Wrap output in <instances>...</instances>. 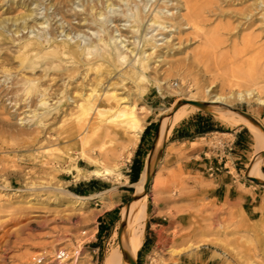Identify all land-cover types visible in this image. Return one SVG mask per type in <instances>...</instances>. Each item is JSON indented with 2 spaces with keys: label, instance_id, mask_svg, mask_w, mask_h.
Returning a JSON list of instances; mask_svg holds the SVG:
<instances>
[{
  "label": "bare ground",
  "instance_id": "obj_1",
  "mask_svg": "<svg viewBox=\"0 0 264 264\" xmlns=\"http://www.w3.org/2000/svg\"><path fill=\"white\" fill-rule=\"evenodd\" d=\"M149 1L0 0L1 11L6 10L7 13L14 7L25 10L13 18H0V79L4 77L8 80L15 75L13 83L16 85L11 90H0V108L5 111L9 109L4 98L10 97L7 101H10L15 112L8 113V118L17 117L22 122L20 125L31 124L34 127L21 129L19 136L25 142L40 146L45 144L34 156V161L41 165L40 169L54 168L67 160L73 162L74 153L78 152L82 160L96 167L89 171L90 175L105 180L116 178L117 182L121 180V167L133 157L151 114L150 109L145 107L142 109L146 112H140L139 103L144 102L153 89L163 95L166 85V79L153 75L152 62L165 58L167 54L162 55L157 37L163 35L167 39L166 33L172 32L168 31L171 27L180 30L187 25L198 31L205 23L204 7H196L192 1L183 6L186 13L176 18H169L171 13L166 10L167 6L152 9ZM81 2L82 5L79 4ZM260 5H264V0L258 3ZM43 6L46 13L39 17ZM249 15L245 19H249ZM57 16L61 17L60 26L57 22L52 24ZM121 23H124L123 28ZM164 30L165 34H154ZM206 41V55L211 54L214 62L219 64L225 56L218 54L220 49L217 40L210 39L208 42L207 38ZM170 46H167L168 51ZM263 51L264 48L252 45L242 52L245 56L252 54L245 59L244 66L242 63L229 65L233 77L243 79L248 85L246 89L234 91L232 87L229 92L219 94L197 86L196 94H186L172 108H161L162 118L154 153L161 149L185 119L202 109L215 115L230 130L244 126L251 132L255 152L246 176L260 181L264 186V125L244 112L254 122L249 120L235 106L236 102L256 104L258 108H253L255 113L264 109V63L260 56ZM167 89L174 94L186 92L172 91L171 86ZM195 103L205 104V107L201 108ZM8 125L7 121L0 118V154H10L8 147L11 146V140L2 135V132L7 131L4 127ZM57 143L67 145L52 149ZM87 143L93 145L90 150H87ZM79 146L81 149L77 148ZM18 167L10 158L5 163L0 160V178L4 174L16 175ZM155 167L156 158L154 163L149 161L138 182L129 183V187L135 190L134 194L145 191L148 176L154 184L153 189L156 188ZM65 172L82 175V169L77 163ZM7 186L0 183V188L12 191ZM117 192L116 187L90 197L70 192L64 198L73 205H84L89 200L100 198L107 204L105 208L111 209L117 203ZM226 204L227 221H234V209L229 205V198ZM213 212L212 217L218 219L219 210L213 209ZM147 215L146 195L134 200L129 209L128 206L123 207L121 219L125 228L121 236L119 229L122 223L115 231L113 237L117 238V245L108 250L104 264H125V261L129 264L126 257L137 262L143 247ZM218 228L226 229L223 222L218 224ZM197 231L181 235L175 232L160 235L158 245L162 249V256H169L168 261L163 259V263H177L179 258L187 255L190 248L197 247V238L205 234V231ZM206 232L207 235L219 233L212 225L208 226ZM54 256L49 264H80L84 260L80 249L62 248L56 250ZM237 256L239 264H264L256 261L259 257L256 249L248 248L245 254L239 253ZM44 260L41 256L35 257L34 264Z\"/></svg>",
  "mask_w": 264,
  "mask_h": 264
},
{
  "label": "rangeland",
  "instance_id": "obj_2",
  "mask_svg": "<svg viewBox=\"0 0 264 264\" xmlns=\"http://www.w3.org/2000/svg\"><path fill=\"white\" fill-rule=\"evenodd\" d=\"M188 1H192L196 7H204L205 23L198 31L185 25L180 30L168 28V31L172 30L170 33H166V30L154 33H166L167 39L163 35L157 39L160 40L158 44L162 55L167 54L165 58L152 62L153 75H160L167 81H164L166 85L163 95L153 89L144 102L139 103L140 112H146L142 107L151 111L147 126L150 123L155 125V130L143 147V170L150 160L154 163L158 153L161 154V159L153 168L157 177L156 188L153 189L152 183L146 193L148 215L143 247L146 241L148 245L140 250L137 264H165L163 259L168 261L169 256H162V249L158 245L160 235L169 232L181 235L195 232L196 229L197 232L205 231L204 235L197 238V247L190 248L187 255L179 258L177 263L169 261L167 264H239L237 254H245L248 248L256 249L259 256L256 261L264 263V187L246 176L255 152L253 135L246 127L230 130L215 115L200 109L177 128L199 116H209L221 133L203 136L205 139L196 136L198 138H192L196 139L193 144L180 145L173 144L172 137L176 128L151 159L162 118L161 108H172L186 94H196L197 86L219 94L229 92L232 87L234 91L246 89L248 85L243 79L233 77L229 65L242 63L244 66L245 59L252 54L245 56L242 52L252 45L264 48V5L258 6L262 0H150L149 4L152 9L167 6L166 10L171 13L169 18H176L186 13L183 6ZM79 4L82 5V2ZM5 11L0 10V18H13L25 12L17 7L7 13ZM52 12L53 8L49 13ZM40 13L39 17L45 15V6ZM247 14H250L249 19H245ZM55 22L62 25L61 17L57 16L52 24ZM123 25L121 23L122 28ZM207 38L208 42L210 39L217 40L220 49L218 54L225 56L219 64L214 62L211 54L206 55ZM169 45L170 51L167 47ZM260 56L264 63V51ZM14 76L8 80L2 77L0 90L16 87L13 83ZM168 86H171L172 91L186 92L174 94L167 89ZM196 97L199 98V95ZM8 98L10 97H5L4 101L9 109L5 111L0 108V118L9 123L4 127L7 131L2 132V135L11 140V146L8 147L10 154H0V160L5 163L10 158L19 167L16 175L4 174L0 178L2 186L8 184V190L12 189L5 191L0 188V264H34V258L39 256L45 260L37 264H49L54 260L56 250L62 248L80 249L84 257L80 264H104L108 250L117 245V238L113 235L122 223V209L135 193V190H129V174L137 148L130 162L121 167L122 178L118 182L116 178L105 180L90 175L89 171L96 167L82 160L78 152L74 153L73 162L67 160L54 168L40 169L41 165L34 161V156L45 144L40 146L25 142L19 136L21 129L34 127L31 124L20 125L22 122L17 117L8 118V113L15 112L10 101H7ZM235 106L264 125V109L255 113L253 108H258L256 104L236 102ZM23 111L25 110L21 112ZM24 116L25 114L22 117ZM55 145L52 149L67 144ZM86 145L87 150L93 146L92 143ZM77 148L81 149V146ZM215 150L220 154L217 161L213 157ZM24 160L30 164H26ZM75 163L82 169L81 176L77 172H65ZM211 167L214 170L218 168V171L215 170L220 176L218 179L217 176H210L213 173ZM90 181H99L106 185V189L118 188L114 207L106 209L107 204L100 198L89 200L84 205L67 203L64 197L68 193ZM229 190L231 196L224 198L225 191ZM92 195L95 194L87 193L84 196ZM31 198L33 199L30 200ZM227 198L234 209V221H227ZM213 209L219 210L218 219L212 217ZM109 210L112 213L108 214ZM221 210L224 211L221 213ZM207 218L211 219L207 221ZM220 222L224 223L225 230L218 228ZM209 225L219 233L207 235Z\"/></svg>",
  "mask_w": 264,
  "mask_h": 264
},
{
  "label": "trees",
  "instance_id": "obj_3",
  "mask_svg": "<svg viewBox=\"0 0 264 264\" xmlns=\"http://www.w3.org/2000/svg\"><path fill=\"white\" fill-rule=\"evenodd\" d=\"M195 128H194V134L193 135H198V136H203L207 133L213 132V131H221L219 128H215L216 125H214L212 123V119L208 116V117H203V116H199L197 117V119H195ZM155 130V125L152 124L151 126H149L145 132L144 135L142 137V143L139 147V149L137 150L136 154H135V158L131 167V172L129 174L130 177V182L131 183H136L139 181L140 176L143 172V168H144V164H143V154H142V145L144 144V141L146 140V138L149 136V134L151 133V131ZM157 132V130H156ZM194 138V136H190V135H186L184 134V136H178L177 138L181 139V138ZM263 172H264V168H263ZM106 189V185L102 184L99 181H90L89 183H83L80 184L79 186H77V188H75L73 190L74 193H76L77 195L80 196H84L87 193H99L102 192ZM131 192H134V190L132 188L129 189ZM147 241L144 244V248L147 247ZM185 264V263H182Z\"/></svg>",
  "mask_w": 264,
  "mask_h": 264
},
{
  "label": "crops",
  "instance_id": "obj_4",
  "mask_svg": "<svg viewBox=\"0 0 264 264\" xmlns=\"http://www.w3.org/2000/svg\"><path fill=\"white\" fill-rule=\"evenodd\" d=\"M195 122H196V120L195 119H193V120H191V121H188V122H186V123H184V124H182L179 128H177L175 131H174V134H173V137H172V139H173V144H185V143H190V144H193L195 141L194 140H196V139H192L191 137H189V138H181V139H179V138H177L178 136L180 137V136H184V134H186V135H190V136H194V138H198V137H196V136H198V135H193L194 134V128H195ZM152 124L150 123V124H148V126L146 127V129L149 127V126H151ZM215 128H218V126L216 125L215 126ZM145 129V130H146ZM152 132L153 131H151V133L149 134V136H151V134H152ZM214 133H221V131H213V132H210V133H207V134H205V135H203V136H209V135H211V134H214ZM143 135H144V133H143ZM143 135L141 136V140H140V142H139V144H138V146H137V150L139 149V147H140V145H141V143H142V137H143ZM149 136L146 138V140L144 141V144L142 145V152H143V147L145 146V144H146V142L148 141V138H149ZM203 136H199L201 139H205ZM216 151V154L213 156L214 157V159L217 161L218 160V157L220 156V154H219V152H218V150H215ZM137 152V151H136ZM221 161H222V159H221ZM211 163V162H210ZM210 169H213V167H211ZM214 170V169H213ZM215 170H217L218 171V168H216ZM213 171V173L210 175L211 177H214V176H217L216 177V179H218L220 176L218 175V174H216V171ZM263 170V169H262ZM89 183V182H88ZM217 191V190H216ZM94 194H96V193H94ZM226 196H231V191L229 190V191H225V193H224V198L226 197ZM215 198H217V197H215ZM110 213H112V210H109L108 211V214H110Z\"/></svg>",
  "mask_w": 264,
  "mask_h": 264
},
{
  "label": "water",
  "instance_id": "obj_5",
  "mask_svg": "<svg viewBox=\"0 0 264 264\" xmlns=\"http://www.w3.org/2000/svg\"><path fill=\"white\" fill-rule=\"evenodd\" d=\"M195 105L200 106L201 108H204V107H205V104H201V103H195ZM241 113H242L245 117H247L249 120L253 121V119H252L250 116L246 115L244 112H241ZM253 122H254V121H253ZM255 123H256V122H255ZM158 137H159V131L157 132V134H156V136H155V140H154V144H153V149H152V153H151V155H152V154L154 153V151H155V147H156V144H157ZM263 155H264V153H263ZM160 159H161V154L158 153L157 156H156V165H157V163H158V161H159ZM249 179H250V178H249ZM252 181H254V182H255L256 184H258V185H261L260 181H258V180L252 179ZM151 184H152V182H151V178H150V176H148V180H147L146 185H145V191H144L143 193H140V194H134V196L131 198L130 202H129L128 205H127V206H128V209L131 207V203H132L134 200H136V199L139 198V197H142V196L146 195V193L148 192V190H149ZM261 186L264 187L263 185H261ZM124 228H125V223L122 222V224H121V226H120V229H119V236H121V233H122V231H123ZM126 258H127L128 262H129V264H137V262H136V261H133L130 257H126Z\"/></svg>",
  "mask_w": 264,
  "mask_h": 264
},
{
  "label": "built area",
  "instance_id": "obj_6",
  "mask_svg": "<svg viewBox=\"0 0 264 264\" xmlns=\"http://www.w3.org/2000/svg\"><path fill=\"white\" fill-rule=\"evenodd\" d=\"M212 172L214 171L213 169H210Z\"/></svg>",
  "mask_w": 264,
  "mask_h": 264
}]
</instances>
